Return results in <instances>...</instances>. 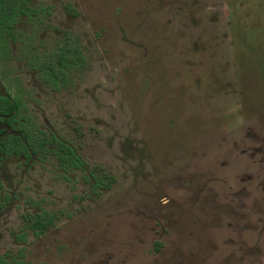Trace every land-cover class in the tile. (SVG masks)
<instances>
[{"label":"rangeland","instance_id":"1","mask_svg":"<svg viewBox=\"0 0 264 264\" xmlns=\"http://www.w3.org/2000/svg\"><path fill=\"white\" fill-rule=\"evenodd\" d=\"M31 4L50 15L16 26L0 94L21 95L85 167H62L50 151L1 161L0 257L17 261L23 249L22 264H264V0ZM59 31L78 36L86 66L52 91L27 59ZM102 170L115 182L92 197L89 173ZM42 209L56 218L35 237L21 216Z\"/></svg>","mask_w":264,"mask_h":264},{"label":"trees","instance_id":"2","mask_svg":"<svg viewBox=\"0 0 264 264\" xmlns=\"http://www.w3.org/2000/svg\"><path fill=\"white\" fill-rule=\"evenodd\" d=\"M29 0H0V53L6 54L9 51L7 36H12L14 26L19 17L38 16L43 12L41 20L45 18L44 13H48V8H30L27 6ZM65 10L71 15L76 16V11L71 6H66ZM28 67L36 71L40 79L54 91L67 89L73 85L72 73L81 70L86 66V58L82 51V46L78 36L69 31H61V37L57 42L41 54L30 55L27 61ZM21 103L18 99L13 102L0 97V115H20ZM25 124L22 126L24 131L25 145L17 137L7 138L0 144V153L3 156L21 154L28 158V151H46L45 145L54 146L55 156L60 165H67L73 169H82L84 162L77 156L70 147L62 142H58L52 136L41 132L29 117H26ZM91 181L90 194L98 197L102 191L109 190L115 182V177L105 171L99 173L90 172L88 176ZM1 207V205H0ZM25 227L37 237L42 235L50 228L55 215L47 210L39 213H26L22 216ZM17 240L24 241L25 233L16 237ZM19 258L23 256V250L19 251ZM0 264H11L5 258H0ZM15 264H22L20 260Z\"/></svg>","mask_w":264,"mask_h":264},{"label":"flooded vegetation","instance_id":"3","mask_svg":"<svg viewBox=\"0 0 264 264\" xmlns=\"http://www.w3.org/2000/svg\"><path fill=\"white\" fill-rule=\"evenodd\" d=\"M32 1L33 0H29L28 1V3H27V6L28 7H30V8H34V9H38V8H48V13H44L45 14V18L43 19V21L41 20V17H42V14H43V12H40L39 13V15L38 16H30V17H28V16H25V15H23V16H21V17H19V19H18V21L16 22V24H15V26H14V33L12 34V36H7L6 38L8 39V47H9V51L6 53V54H4V53H0V58H3V57H6V56H8L9 55V52H10V43L14 40V37H15V35H16V26L18 25V23L21 21V19H26V20H28V21H31V22H38L39 24H42V23H46V19L49 17V15H50V7H48V6H34V5H32L31 3H32ZM68 6V5H67ZM69 6H71V5H69ZM65 9V8H64ZM73 9V8H72ZM66 11V10H65ZM66 13L69 15V16H71L67 11H66ZM77 14V13H76ZM71 17H75V16H71ZM70 32V31H69ZM59 33H60V37H61V31H59ZM72 33V32H71ZM75 35V34H74ZM77 36V35H76ZM80 41V40H79ZM56 42H57V40H56ZM55 42V43H56ZM34 54H41V53H34ZM32 55V54H31ZM30 57V56H29ZM29 59V58H28ZM28 59H27V61H28ZM27 66H28V64H27ZM29 68V67H28ZM29 70H31L30 68H29ZM31 71H33V70H31ZM33 72H35L36 74H37V72L36 71H33ZM37 76H38V74H37ZM38 78L40 79V77L38 76ZM41 80V79H40ZM46 85V84H45ZM48 86V85H47ZM49 87V86H48ZM50 88V87H49ZM51 89V88H50ZM52 90V89H51ZM52 91H54V90H52ZM0 97H2V98H5V99H7L8 101H10V102H13V100H16V99H18L19 101H20V103H21V107H20V111H19V113H20V115H16V116H14V115H7V114H1L0 115V144L1 143H3L7 138H10V137H17V138H19L20 139V141L25 145V138H24V135H23V133H24V131H23V129H22V126L25 124V119H26V117H29L30 119H31V121L35 124V126L41 131V132H44L45 134H47L48 136H52L54 139H56L58 142H62V143H64L62 140H59L54 134H52V133H47V132H45V131H43L39 126H38V124L36 123V120L32 117V115L29 113V111H28V108H27V105H26V103H25V101L23 100V98H22V96L21 95H19V94H12V95H10V94H0ZM64 144H66V143H64ZM67 145V144H66ZM68 147H70L69 145H67ZM45 147H46V151H37V152H31V151H28V154H29V156H28V158H26V157H24V156H22L21 154H14V153H12V154H10V155H7V156H3V154H1L0 153V168H1V161L2 160H5V159H8V158H10V157H19V158H22L25 162H29V160L34 156V155H39V154H44V153H46V152H52L54 155H55V150H54V146L53 145H51V144H48V145H45ZM71 148V147H70ZM71 150H72V148H71ZM73 151V150H72ZM74 152V151H73ZM55 158H56V156H55ZM56 160H57V158H56ZM57 162H58V160H57ZM58 164H59V162H58ZM60 165V164H59ZM60 166H68V167H70V168H72L71 166H70V164H67V165H60ZM1 189H2V185H1V182H0V205H1V207H0V213L2 212V210H3V208H4V206H5V204H6V201H7V198L5 197V196H3L2 195V193H1ZM101 194V193H100ZM91 195V194H90ZM92 197H94L93 195H91ZM33 204H35V202H33ZM42 210H45V209H42ZM41 211V210H40ZM39 211V212H40ZM48 211V210H47ZM39 212H36V213H39ZM26 213H31V212H25L24 214H26ZM36 213H31V214H36ZM24 214H22V216L24 215ZM55 215V214H54ZM22 216H21V219H22ZM55 218H56V216H55ZM23 221V220H22ZM55 222V221H54ZM23 224H24V222H23ZM25 226V225H24ZM49 229V228H48ZM47 229V230H48ZM46 230V231H47ZM30 231V230H29ZM45 231V232H46ZM31 232V231H30ZM44 232V233H45ZM22 233H25V231H22L21 232V234ZM32 233V232H31ZM43 233V234H44ZM20 234V235H21ZM33 234V233H32ZM12 236H13V239L16 241V242H24L25 241V239H24V241H20V240H17L16 239V237L17 236H19L18 234H16V233H12ZM25 238H26V233H25ZM20 250H23V249H19L18 251H17V255L16 256H19V251ZM8 252H6V253H4L3 254V256H2V258H7V256H8ZM23 257V256H22ZM21 257V258H22ZM1 258V257H0ZM21 258H18V260H20L21 261ZM7 261H8V259H6ZM12 260H14V259H12ZM8 262H11V264H15V261H8ZM22 262V261H21Z\"/></svg>","mask_w":264,"mask_h":264}]
</instances>
